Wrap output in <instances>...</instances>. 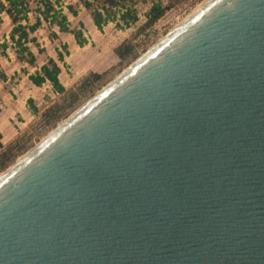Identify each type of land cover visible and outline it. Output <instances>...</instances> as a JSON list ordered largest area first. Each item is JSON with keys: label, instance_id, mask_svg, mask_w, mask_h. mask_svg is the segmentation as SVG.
Wrapping results in <instances>:
<instances>
[{"label": "water", "instance_id": "95a60500", "mask_svg": "<svg viewBox=\"0 0 264 264\" xmlns=\"http://www.w3.org/2000/svg\"><path fill=\"white\" fill-rule=\"evenodd\" d=\"M0 264H264V0H208L1 173Z\"/></svg>", "mask_w": 264, "mask_h": 264}, {"label": "rangeland", "instance_id": "374dc122", "mask_svg": "<svg viewBox=\"0 0 264 264\" xmlns=\"http://www.w3.org/2000/svg\"><path fill=\"white\" fill-rule=\"evenodd\" d=\"M131 1L138 14L135 24L126 29H117L114 23H107L98 31L92 23L90 10L78 0H50L55 10L61 5L70 29L83 31L88 39L87 44L80 48L69 47L68 43H74L71 33L59 32L55 25L41 20L40 26L31 34L38 46L29 44L35 55L33 66L16 58L15 49L9 41L11 20L1 14L0 56H6L0 58V116L7 118V127L2 129L3 135L0 134V174L208 0ZM155 2L161 4L163 13L152 25L146 26L145 15ZM27 4L28 24H32L37 17L40 18L42 6L39 0H27ZM67 5L72 6L76 15L70 14ZM22 23L27 24L25 21ZM4 42L8 44L6 49L1 48ZM124 43L129 44L131 50L123 58H118L114 51ZM63 44L68 47L64 65L57 61V52L64 53ZM125 49L122 51L125 52ZM49 58H53L61 67L64 93L53 91L49 82L32 87L25 75L36 72ZM90 72L101 74V78L90 79L89 84L81 87L82 79ZM30 97L33 100L29 103L27 99ZM11 109L16 110V113Z\"/></svg>", "mask_w": 264, "mask_h": 264}, {"label": "trees", "instance_id": "16d2710c", "mask_svg": "<svg viewBox=\"0 0 264 264\" xmlns=\"http://www.w3.org/2000/svg\"><path fill=\"white\" fill-rule=\"evenodd\" d=\"M39 2L42 6V10H40L41 16L40 18L37 17L34 23L28 24L27 13L29 10L27 0H0V23L1 14H5L10 18L12 27L9 33V41L15 49L16 58L30 66L35 63V56L30 50L29 44L38 46L31 34L40 26L41 20L48 22L50 25H55L59 32L71 33L79 47L87 44V38L81 29L69 28L68 20L60 8L61 5L58 10H55L50 0H39ZM78 2L84 8L90 10L92 23L99 31L107 23H114L117 29H126L138 21V14L131 0H78ZM66 8L71 15H76L71 5H67ZM162 13L161 4L159 2L153 3L145 15L146 26L152 25ZM22 21L27 24H23ZM7 45V42H4L1 48L6 49ZM123 48H126L125 52L122 51ZM63 50L64 53L57 52V61L61 63H64V56L68 54L64 44ZM130 50V45L124 43L118 46L114 52L118 58H123ZM59 72L60 68L57 62L49 58L46 64L42 65L38 71L29 74L28 79L35 86H41L45 82H49L53 91L64 93L65 88L58 79ZM100 78L101 74L90 72L82 79L81 87L89 84L90 79L98 80ZM28 102L30 103L31 100H28Z\"/></svg>", "mask_w": 264, "mask_h": 264}, {"label": "crops", "instance_id": "0c3cea01", "mask_svg": "<svg viewBox=\"0 0 264 264\" xmlns=\"http://www.w3.org/2000/svg\"><path fill=\"white\" fill-rule=\"evenodd\" d=\"M7 16V15H6ZM8 17V16H7ZM9 18V17H8ZM11 22V21H10ZM0 24H2V18H1V23ZM12 26V25H11ZM98 30V29H97ZM99 31V30H98ZM10 33V32H9ZM73 36V35H72ZM31 37H34V36H31ZM35 38V37H34ZM73 39H74V37H73ZM36 40V39H35ZM88 40V39H87ZM33 45V44H32ZM65 45H67V44H65ZM33 46H35V45H33ZM68 46L70 47V46H76V47H79L76 43H75V40H74V43H72V44H69L68 43ZM85 46V45H84ZM29 47H30V45H29ZM35 47H37V46H35ZM66 48H67V50H68V47L66 46ZM80 48V47H79ZM70 49V48H69ZM31 50V49H30ZM32 51V50H31ZM68 52V51H67ZM33 53V52H32ZM2 55L3 56H6L5 54H1V56H0V58H2ZM68 55V54H67ZM35 56V55H34ZM51 59H53V58H51ZM54 60V59H53ZM55 61V60H54ZM61 63V62H60ZM65 63V62H64ZM64 63H61L62 65H64ZM46 64V63H45ZM58 64V63H57ZM34 65V64H33ZM33 65H31V66H33ZM44 65V64H43ZM58 66H59V68H60V72H59V75H58V79H59V82L61 83V85L65 88V85L62 83V80H61V73H62V71H61V67H60V65L58 64ZM41 67V66H40ZM39 70V69H38ZM37 70V71H38ZM96 71V70H95ZM5 73V72H4ZM25 75H26V77H27V79H28V75H29V73H25ZM29 80V79H28ZM31 83V82H30ZM32 84V83H31ZM32 87H40V86H35V85H33L32 84ZM5 99V101L7 102V97H5L4 98ZM27 100H33V97H30L29 99H27ZM5 101H3V104L5 103ZM8 102H10V101H8ZM11 110H13V109H11ZM16 110H13V113L15 114L16 112H15ZM7 115V114H6ZM6 124H7V118H4V116H0V134L1 135H3V128H6L7 126H6Z\"/></svg>", "mask_w": 264, "mask_h": 264}]
</instances>
